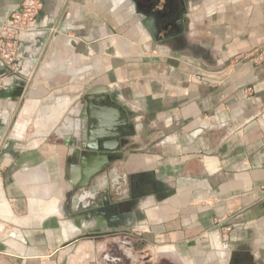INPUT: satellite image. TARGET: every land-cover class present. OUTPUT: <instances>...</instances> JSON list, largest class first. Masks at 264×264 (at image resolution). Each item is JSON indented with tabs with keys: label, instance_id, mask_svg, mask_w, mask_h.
I'll return each instance as SVG.
<instances>
[{
	"label": "crops",
	"instance_id": "crops-1",
	"mask_svg": "<svg viewBox=\"0 0 264 264\" xmlns=\"http://www.w3.org/2000/svg\"><path fill=\"white\" fill-rule=\"evenodd\" d=\"M154 1L43 0L22 68L48 43L77 51L67 84L65 65L46 61L20 76L28 87H0V264H62V249L93 231L133 262L148 251L157 264H264V0H179L175 19L163 17L169 0ZM22 2L0 0V22ZM67 87L49 119L47 92ZM85 96L100 121L125 116L115 150L86 147ZM36 116L52 124L25 144ZM103 156L105 171L79 188ZM83 191L82 204L104 196L103 214L84 219Z\"/></svg>",
	"mask_w": 264,
	"mask_h": 264
},
{
	"label": "water",
	"instance_id": "water-1",
	"mask_svg": "<svg viewBox=\"0 0 264 264\" xmlns=\"http://www.w3.org/2000/svg\"><path fill=\"white\" fill-rule=\"evenodd\" d=\"M168 2L163 4L162 7H166L168 9ZM155 5H156V7H158L160 5V0H155L154 3H152L151 7H153ZM165 16L166 15L164 14L163 17H165ZM65 27L66 26L64 24H62L59 27V30H65ZM56 35H55V37H56ZM47 37H46V40H47ZM15 83L20 85V86H25V88L28 87V83L24 80H21V79L15 80ZM94 92L95 93L102 92L105 94L106 91H105V88L98 87V88H95V89L91 90L90 92H88V95H91ZM91 98L92 97H90V96H85V101L87 102L88 105L85 107L83 106L81 109H79V111L76 115L77 118H79V121H81L82 128L85 126V123H87L88 127H90V129H92L87 134V141L88 142L86 144V147L93 150V151H112V150H115L118 146H121L120 145L121 144V138L125 137V135L131 131V129L127 125L126 118L124 115H119L118 120H116V118L115 119L112 118L110 120L108 119L106 121H102V120L100 121L98 119L97 115L95 114V112H93L92 106L89 105L91 102ZM92 100H94L96 104L106 102V98L103 96L99 99L93 98ZM117 108L118 107H116V108L114 107L115 111L113 113L115 114V116L118 115V109ZM77 120H76V128H77V122H78ZM66 121H67V119L65 118L64 122H66ZM108 162H109V159L107 158V156H103V157L99 158V160H97L96 168L88 171V173L84 176L83 182L79 185V188H86L88 186L90 178H92L93 176H95L98 173H101V172L103 173L105 171V168H106ZM81 195H82V197H81ZM81 195L79 196V204H81L80 213L82 215H84V219L88 220L91 217L92 213L103 214L102 200H105L104 196L102 199H101V196L98 197L95 201V204L90 205V204H82L83 200L87 196H90V194L83 191L81 193ZM92 202H94V201H92ZM91 209H94L95 212H91V213L88 212V210L90 211ZM220 227H222V226H220ZM113 237H115V236H110V238H113ZM124 237H126V235ZM127 237H130V236H127ZM87 240L89 241V239H85L81 236L79 239H75L74 241L67 244V246H65L62 249V253H63L62 264H65V261H67L70 258L71 252L74 250V248L77 244H80L81 242H87ZM137 246L139 249L140 248V242H139V244H136V247ZM131 247L133 248L132 245H131ZM134 248H135V245H134ZM156 251L158 253L163 252V251L159 250L158 248L156 249ZM149 264H157L152 256L149 260Z\"/></svg>",
	"mask_w": 264,
	"mask_h": 264
},
{
	"label": "built area",
	"instance_id": "built-area-1",
	"mask_svg": "<svg viewBox=\"0 0 264 264\" xmlns=\"http://www.w3.org/2000/svg\"><path fill=\"white\" fill-rule=\"evenodd\" d=\"M42 7L43 0H23L18 11L13 12L9 17L0 22V61L3 70L7 71V73H3L0 77V87L5 88L7 85H11L14 80H23L20 78V76H25L22 73L23 68L20 60L23 48L22 37L33 29L41 27L40 22L37 24V19ZM263 52L264 50L260 52L259 58ZM10 71L12 74L8 73ZM5 77V81H2ZM262 200L264 201V196ZM221 223L225 222H220L215 226H219ZM229 230L230 228H225L222 235L223 239H226V233Z\"/></svg>",
	"mask_w": 264,
	"mask_h": 264
},
{
	"label": "rangeland",
	"instance_id": "rangeland-1",
	"mask_svg": "<svg viewBox=\"0 0 264 264\" xmlns=\"http://www.w3.org/2000/svg\"><path fill=\"white\" fill-rule=\"evenodd\" d=\"M49 44H50V46L48 47ZM28 45H30V44H28ZM28 45L26 44V46H28ZM75 48L76 47H74V45L72 43H70V41L67 42V39H63L62 41H59L57 43H52V44L51 43H48L47 46H44V45H43V47L40 46V48H39V55H41V56H40V58L38 60L37 59L34 60V64L32 63L33 65H35L37 63V65L31 69L32 72H31L30 77H34L35 75H37L36 74V67L37 66L39 67L42 63H45L46 61H49V62L51 61L54 64H57V63L60 64V63H62L63 65H65V67L63 68V72L65 74L66 73V71H65L66 68L69 69L70 67H68V66H70L71 63H72L70 56L68 57V54H70L71 52H76L77 49H75ZM98 48L100 50V45L98 46ZM51 51L52 52H57L55 55L58 56V57H55V58L51 57V55H50V52ZM59 56H60V58H59ZM49 57H51V59ZM22 73L25 75L24 76V80L29 78L27 76V73L24 71V68H23ZM66 74L65 75H61V76L58 77V79H61V82H64L65 84H67V82L70 79L69 73H66ZM47 93L49 95H48V98H46L47 99L46 102H45L46 104H44V105H46V107L50 108V113L48 115H50V116L52 115L49 118V119H52L53 116H54V111L57 110L58 104L61 103V101L59 102V100H64V99L69 100V98H71L69 96V93H72V90L71 89H68V87H67V89H62V90H60L57 93H55L53 91H48ZM47 122L41 123V125H43V126H41L39 124L38 118L36 116L32 120L31 124H29V126L27 128V135L25 133V138H24L25 144H27V143L29 144L33 139H35L36 135L39 134V129L41 130V128L42 127L45 128V126H46V128H49L50 127L49 125L52 124V121H51V123L48 122L49 124ZM26 137H27V139H26ZM30 137H31V139L28 141V139ZM5 143H6V141L4 140L3 141V144H5ZM20 143H22V142H20ZM18 146H21V145L18 143ZM107 171H108V167L106 169V172ZM130 237H132V236H130ZM104 239L105 238L97 239V241L104 242ZM147 254L150 255V252L147 251ZM147 254H145V255H147ZM119 257L121 258V260H120L121 261V264H149V259H150L151 255L149 257H147L146 258V261H144L143 263H141L140 261L139 262H136V261L133 262V260H131L132 258H130V261H129V257L126 258V257H124L122 255H119Z\"/></svg>",
	"mask_w": 264,
	"mask_h": 264
},
{
	"label": "flooded vegetation",
	"instance_id": "flooded-vegetation-1",
	"mask_svg": "<svg viewBox=\"0 0 264 264\" xmlns=\"http://www.w3.org/2000/svg\"><path fill=\"white\" fill-rule=\"evenodd\" d=\"M180 3L179 0H169L168 9L165 14L168 19H175L177 9H179ZM82 197V195H81ZM103 195H101V199ZM94 201V202H92ZM95 199L91 200V203L95 204ZM105 235L93 231L87 234H84L82 237L87 240V242H81L77 244L74 250L71 252L70 258L67 260L66 264H121V258H118L116 255H109L105 253V250H101L100 246L103 243L102 241H97V239L105 238ZM78 261V262H77Z\"/></svg>",
	"mask_w": 264,
	"mask_h": 264
},
{
	"label": "bare ground",
	"instance_id": "bare-ground-1",
	"mask_svg": "<svg viewBox=\"0 0 264 264\" xmlns=\"http://www.w3.org/2000/svg\"><path fill=\"white\" fill-rule=\"evenodd\" d=\"M38 36V32H37V28L33 29L31 32H29L28 34H24L23 35V39L24 40H34L35 37ZM32 66V65H31ZM24 71L27 73V76L30 78V75H31V68L29 67V69L27 68H24ZM73 129V128H72ZM4 201V200H3Z\"/></svg>",
	"mask_w": 264,
	"mask_h": 264
}]
</instances>
